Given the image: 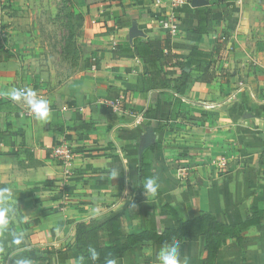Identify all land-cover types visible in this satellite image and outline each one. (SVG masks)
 Instances as JSON below:
<instances>
[{"label": "crops", "instance_id": "crops-1", "mask_svg": "<svg viewBox=\"0 0 264 264\" xmlns=\"http://www.w3.org/2000/svg\"><path fill=\"white\" fill-rule=\"evenodd\" d=\"M28 1L34 0L9 5L18 10ZM69 1L84 18L85 38L82 58L68 75L30 68L10 48L0 55V189H9L6 204L14 210L8 231L0 232V264L18 257L75 264L74 231L81 222L122 214L156 232L170 228L159 202L138 187V150L148 131L153 142L141 157L148 155L166 203L183 210L189 203L226 225L264 208V0H204L197 8L189 0L174 35L159 25L162 7L154 0ZM200 11L207 14L205 33L195 32ZM14 19L0 12V21ZM137 39L161 61L171 55L162 66L164 79L178 78L175 64H184L189 81L181 92L147 88L151 77L133 51ZM193 48L212 53V82H199L201 73L189 69ZM13 88H31L46 99L48 121L22 118L23 103L9 96ZM173 99L181 103L176 111ZM113 101L120 102V112L105 115ZM62 142L74 151L65 198L62 166L50 156ZM218 162H225L224 170L215 169ZM14 235L23 236L22 244H13ZM179 245L182 261L203 264L202 240ZM161 247L135 246L116 264H159ZM215 264H264V224L245 231L241 247L229 240Z\"/></svg>", "mask_w": 264, "mask_h": 264}, {"label": "trees", "instance_id": "trees-1", "mask_svg": "<svg viewBox=\"0 0 264 264\" xmlns=\"http://www.w3.org/2000/svg\"><path fill=\"white\" fill-rule=\"evenodd\" d=\"M69 3V0H62ZM189 1V0H188ZM197 27L195 32H206L207 14L203 11L195 12ZM134 54L146 67L147 74L151 77V82L147 83V88H168L172 92L179 93L189 81V73L185 66L177 62L175 66L181 69V75L176 79H164L162 77V66L166 64L171 55L167 54L161 61L153 51L152 47L139 39L135 40L133 45ZM212 53L193 48L187 58L190 70L199 71L201 76L199 82L210 83L215 78L214 64L212 62ZM181 105L178 99H173L172 111H176ZM104 114H112L109 107L104 108ZM152 147V149H154ZM259 164L264 165V153L259 158ZM148 177H152L150 160L146 153L141 157L138 167V187L143 191L141 184ZM153 200H157L160 207L166 212L172 226L161 232L152 230L148 224L145 227L122 216L116 215L104 222L91 220L81 222L75 226L74 242L75 250L79 253L75 264H105L106 259H119L132 250L135 246H147L155 244L163 246L166 242L173 241L198 242L203 241V251L205 259L203 264H215L219 250L226 245L229 240H237L239 247L242 245V234L250 227L264 224V208H252L249 217L242 223L235 225H226L217 220V218L207 212H202L191 204H185L184 210L180 207L172 206L165 202L160 190ZM95 248L98 253V259L93 262L90 259L88 249ZM68 256L71 258L70 250Z\"/></svg>", "mask_w": 264, "mask_h": 264}, {"label": "rangeland", "instance_id": "rangeland-1", "mask_svg": "<svg viewBox=\"0 0 264 264\" xmlns=\"http://www.w3.org/2000/svg\"><path fill=\"white\" fill-rule=\"evenodd\" d=\"M23 5L18 10H12L9 4L3 8L5 16L17 18L0 21L15 35L7 38L8 50L19 54L30 68L63 71L68 75L82 58L84 18L62 0H34ZM65 64H68L66 69Z\"/></svg>", "mask_w": 264, "mask_h": 264}, {"label": "clouds", "instance_id": "clouds-1", "mask_svg": "<svg viewBox=\"0 0 264 264\" xmlns=\"http://www.w3.org/2000/svg\"><path fill=\"white\" fill-rule=\"evenodd\" d=\"M11 100L26 104L34 114L36 120L48 121L50 117V107L49 102L46 99L40 98L37 92L31 88L19 89L13 88L9 92ZM119 176L118 171L114 170L112 172V177L116 179ZM143 194L148 197H155L158 193L159 183L157 177H148L144 180L142 184ZM11 197L9 195V189H0V232H7L9 229V213L14 211L10 209L6 202ZM131 207L135 208V204L131 203ZM14 245H20L23 242L22 235H14L13 238ZM19 251V249H15ZM90 253V259L95 262L98 259V253L95 248L90 247L88 249ZM157 259L159 264H188L187 258L183 261L180 257V245L178 241H173L171 243H165L159 250L157 254ZM13 264H32V260L27 257H18L14 259ZM105 264H116L113 259H106Z\"/></svg>", "mask_w": 264, "mask_h": 264}, {"label": "built area", "instance_id": "built-area-1", "mask_svg": "<svg viewBox=\"0 0 264 264\" xmlns=\"http://www.w3.org/2000/svg\"><path fill=\"white\" fill-rule=\"evenodd\" d=\"M8 0H0V12L3 11V8L6 4H9ZM154 4L157 7H162V19L159 22V25L167 29L171 35H174L178 31L177 17L180 15V11L185 5H189L188 0H154ZM10 36L9 29L4 28L0 24V55L2 52L8 50L7 48V38ZM94 70V68H92ZM108 107L112 110L113 113L120 112V102L113 101L108 104ZM20 116L25 119L35 118L34 114L31 113L28 106L23 104L21 106ZM50 156L56 160L62 166V180L60 182V193L61 197L65 198L66 193L69 190V182L72 177V168L71 165L74 159V151L71 146L66 142L57 143L51 147ZM225 162H218L215 166V169L224 170ZM186 175V174H185Z\"/></svg>", "mask_w": 264, "mask_h": 264}, {"label": "water", "instance_id": "water-1", "mask_svg": "<svg viewBox=\"0 0 264 264\" xmlns=\"http://www.w3.org/2000/svg\"><path fill=\"white\" fill-rule=\"evenodd\" d=\"M207 3L204 0H191L190 5L193 8L205 6ZM153 142V134L148 131L141 139V143L138 150L139 160L141 155L145 149L152 145Z\"/></svg>", "mask_w": 264, "mask_h": 264}]
</instances>
